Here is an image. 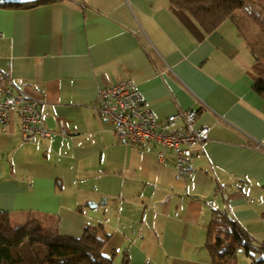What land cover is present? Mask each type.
I'll return each mask as SVG.
<instances>
[{
	"label": "crops",
	"instance_id": "obj_1",
	"mask_svg": "<svg viewBox=\"0 0 264 264\" xmlns=\"http://www.w3.org/2000/svg\"><path fill=\"white\" fill-rule=\"evenodd\" d=\"M35 1L0 0V70L49 103L46 127L65 134L23 142L17 115L0 130V210L17 225L46 218L61 235L103 226L102 253L117 264L125 253L127 264H211L214 209L264 246V93L250 28L225 20L206 33L171 0L11 7ZM127 79L159 119L196 110V127H210L190 176L172 153L161 162L158 148L121 142L92 109L101 88Z\"/></svg>",
	"mask_w": 264,
	"mask_h": 264
},
{
	"label": "trees",
	"instance_id": "obj_2",
	"mask_svg": "<svg viewBox=\"0 0 264 264\" xmlns=\"http://www.w3.org/2000/svg\"><path fill=\"white\" fill-rule=\"evenodd\" d=\"M53 1L56 0L16 3L11 7H28ZM171 3L188 13L206 33L230 20L244 35L248 22L242 12H246L264 30V18L260 11L254 9L257 0H171ZM253 52V87L263 94L264 54H260L256 47ZM213 212L215 217L205 242L211 264L234 263L239 246H243L248 255L264 250V246L256 245L247 231L226 212L215 209ZM48 223L46 218L29 215L24 223L17 225L9 212L0 210V264H117L114 254L105 257L102 253L109 237L103 231V226L86 225L82 235L75 237L61 235L56 229L48 227ZM127 261L128 255L125 253L122 264H127ZM262 263L264 258L258 261V264Z\"/></svg>",
	"mask_w": 264,
	"mask_h": 264
},
{
	"label": "built area",
	"instance_id": "obj_3",
	"mask_svg": "<svg viewBox=\"0 0 264 264\" xmlns=\"http://www.w3.org/2000/svg\"><path fill=\"white\" fill-rule=\"evenodd\" d=\"M91 107L97 116L111 123L121 142L131 146H154L159 149L161 162L168 153H172L177 173L182 177L193 173L192 148L209 140L210 127H196V110L181 111L159 119L146 105L131 79L101 88ZM49 109V103L17 86L9 73L0 70V130L6 131L12 117L17 115L23 142L34 143L37 138L65 134L63 123L60 130L46 127L45 116Z\"/></svg>",
	"mask_w": 264,
	"mask_h": 264
},
{
	"label": "rangeland",
	"instance_id": "obj_4",
	"mask_svg": "<svg viewBox=\"0 0 264 264\" xmlns=\"http://www.w3.org/2000/svg\"><path fill=\"white\" fill-rule=\"evenodd\" d=\"M255 10L260 11L261 16L264 18V0H257V4L255 5ZM245 18H247V25L250 28L247 32L248 39L255 43V46L260 54H264V30L260 29L258 25L255 24L254 20L247 15L246 12H242ZM236 260L234 263L230 264H257L258 261H260L262 258H264V255L261 256L260 254H256L255 252L248 256L246 254L245 248L243 246H239L236 251ZM252 256L254 258H252Z\"/></svg>",
	"mask_w": 264,
	"mask_h": 264
},
{
	"label": "water",
	"instance_id": "obj_5",
	"mask_svg": "<svg viewBox=\"0 0 264 264\" xmlns=\"http://www.w3.org/2000/svg\"><path fill=\"white\" fill-rule=\"evenodd\" d=\"M93 206H96L95 204Z\"/></svg>",
	"mask_w": 264,
	"mask_h": 264
}]
</instances>
